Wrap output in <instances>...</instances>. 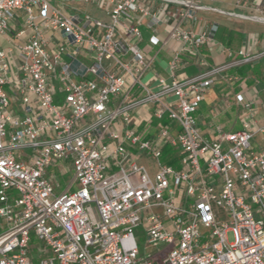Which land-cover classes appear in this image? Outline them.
<instances>
[{
    "label": "built area",
    "instance_id": "obj_1",
    "mask_svg": "<svg viewBox=\"0 0 264 264\" xmlns=\"http://www.w3.org/2000/svg\"><path fill=\"white\" fill-rule=\"evenodd\" d=\"M156 1L177 6L170 39H214L217 25L183 29L215 10L195 0H0V264H264V125L211 140L196 118L219 77L264 51L181 78L180 49L168 82L140 48L138 16L167 14ZM250 8L216 11L264 24V0ZM139 227L161 256H140Z\"/></svg>",
    "mask_w": 264,
    "mask_h": 264
},
{
    "label": "crops",
    "instance_id": "obj_2",
    "mask_svg": "<svg viewBox=\"0 0 264 264\" xmlns=\"http://www.w3.org/2000/svg\"><path fill=\"white\" fill-rule=\"evenodd\" d=\"M195 1L215 10L198 11L197 21L184 25L183 29H190L195 34H200L213 25L218 26L214 39L203 43L197 49L194 46L192 48V44L170 39V25L174 20L172 17H169V20L167 18L168 13L176 9V5L156 1L151 11L157 13L166 7L167 14L163 17V22L155 26L150 25L149 17L138 16L143 37L140 48L148 57L154 59L153 72L164 77L168 82L172 80L169 63L175 52L180 49L182 53L177 75L181 78L192 77L210 68L224 65L235 59L240 50L248 54L264 51V30L253 31L249 28V21L230 18L216 11L250 14L252 3L258 5L262 0ZM89 9L93 10V13H98L95 7ZM261 26L264 27L263 24ZM146 78L154 88L157 87V83L153 81V73L146 75ZM238 95L244 97L243 103L237 101ZM246 104H251V107H246ZM196 118L203 134L211 140L216 139L217 127L230 133L241 130L246 120H251L258 126L264 125V58L251 65L233 69L227 77H219L216 84L207 92L196 113ZM153 134L154 131H151L149 137Z\"/></svg>",
    "mask_w": 264,
    "mask_h": 264
},
{
    "label": "rangeland",
    "instance_id": "obj_3",
    "mask_svg": "<svg viewBox=\"0 0 264 264\" xmlns=\"http://www.w3.org/2000/svg\"><path fill=\"white\" fill-rule=\"evenodd\" d=\"M77 7L80 10H86L87 8H89L88 6H86L84 4H77ZM94 15L96 16V13H94ZM249 23L248 24L250 25V27L248 24H247V26L253 31L259 32V31L264 30V27L261 26L262 25L261 23H260L261 25L257 22H254V21H249ZM147 80H148V78H146V79L144 78V81H147ZM252 147H253V150H259L260 147H264V139H262V137L260 135L257 136V138L252 141ZM73 176H74V171L71 170V174L69 176H66L64 178L63 177L60 178L61 188L58 190V192H62L67 187V185L73 179ZM77 188H78V186H77ZM142 231H143L142 227H139V228L135 229V231H134L135 237L139 243L140 256H154V257L161 256L160 254H157L158 251H160L161 247H155L153 245L148 244L147 239H145ZM227 239H228L229 244H232L234 242V236H233V233L231 231H229L227 233Z\"/></svg>",
    "mask_w": 264,
    "mask_h": 264
},
{
    "label": "trees",
    "instance_id": "obj_4",
    "mask_svg": "<svg viewBox=\"0 0 264 264\" xmlns=\"http://www.w3.org/2000/svg\"><path fill=\"white\" fill-rule=\"evenodd\" d=\"M249 65H251V64H249ZM242 67H244V66H242ZM231 72H232V70L229 73H231ZM162 162L168 166L178 167V163H177L178 161L176 160L174 150H172L170 147L165 148L164 153H163V157H162Z\"/></svg>",
    "mask_w": 264,
    "mask_h": 264
}]
</instances>
